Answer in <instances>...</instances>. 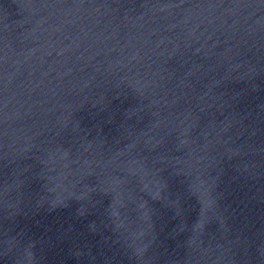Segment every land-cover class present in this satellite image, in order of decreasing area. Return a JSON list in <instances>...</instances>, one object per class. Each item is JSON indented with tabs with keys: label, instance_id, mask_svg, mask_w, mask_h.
<instances>
[{
	"label": "water",
	"instance_id": "water-1",
	"mask_svg": "<svg viewBox=\"0 0 264 264\" xmlns=\"http://www.w3.org/2000/svg\"><path fill=\"white\" fill-rule=\"evenodd\" d=\"M0 264H264V0H0Z\"/></svg>",
	"mask_w": 264,
	"mask_h": 264
}]
</instances>
